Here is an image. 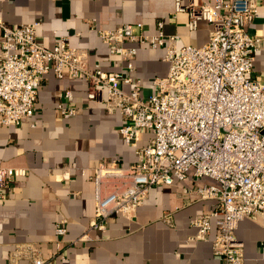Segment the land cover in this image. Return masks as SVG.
Instances as JSON below:
<instances>
[{"label": "built area", "instance_id": "built-area-1", "mask_svg": "<svg viewBox=\"0 0 264 264\" xmlns=\"http://www.w3.org/2000/svg\"><path fill=\"white\" fill-rule=\"evenodd\" d=\"M260 4L264 0H173L170 15L186 13L190 31L201 20L211 23L209 38L200 46L179 45V35L165 33L161 19L153 33L145 32L141 22L99 28V38L118 58L117 70L90 67L88 49L69 45L65 36L45 47L37 41L38 20L9 24L0 17V122L18 125L34 116L37 90L48 72L85 79L89 99L121 114L118 132L136 155L129 165L113 157L89 168L95 199L89 228L105 229L113 213L132 216L151 186L182 180L191 170L195 178L214 180L196 188L214 206L192 219V239H207L213 227L211 246L222 264H243L237 224L248 217L264 219V73L251 75L261 39L248 31ZM136 44L163 47L168 63L167 73L153 79L148 97L141 96L140 79L131 76ZM61 96L59 115L77 114L72 91L64 89ZM143 132L150 139L138 145ZM26 173L24 167L0 166V199ZM169 218L170 213L163 216L166 222ZM54 232L65 234L63 221ZM23 258V264H49L29 245Z\"/></svg>", "mask_w": 264, "mask_h": 264}, {"label": "crops", "instance_id": "crops-1", "mask_svg": "<svg viewBox=\"0 0 264 264\" xmlns=\"http://www.w3.org/2000/svg\"><path fill=\"white\" fill-rule=\"evenodd\" d=\"M172 10L173 0H0L5 22L38 20L39 43L52 48L65 36L69 45L88 49L90 67L98 64L104 70L120 66L99 38V28L141 22L145 32L153 33L161 19L165 33L179 35V45L207 42L211 23L201 20L190 31L187 14L172 17ZM248 31L261 39L251 70L252 76L260 75L264 73V4L258 6ZM136 49L131 76L140 79L141 96L148 97L154 91L153 79L167 73L168 63L163 47L136 44ZM67 88L79 111L62 118L57 105ZM87 93L85 79L58 78L50 71L38 87L34 116L18 125L0 122V166L27 169L0 199V264L25 263L27 245L49 264H222L211 246L213 227L207 239H192L196 232L192 219L214 206V200L199 197L196 188L214 180L195 178L191 170L182 180L151 186L132 216L113 213L105 229L89 228L95 203L89 168L113 157L129 165L136 155L118 132L121 114L105 111ZM149 139V133H141L138 145ZM167 213L169 222L163 219ZM60 220L66 232L58 237L54 226ZM235 235L243 243V264H264V219H241Z\"/></svg>", "mask_w": 264, "mask_h": 264}]
</instances>
